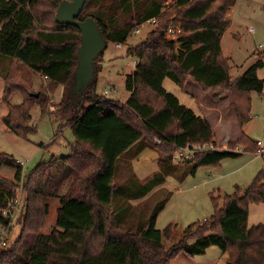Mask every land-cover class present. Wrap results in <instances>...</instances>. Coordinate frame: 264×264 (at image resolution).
Returning a JSON list of instances; mask_svg holds the SVG:
<instances>
[{"label": "trees", "instance_id": "16d2710c", "mask_svg": "<svg viewBox=\"0 0 264 264\" xmlns=\"http://www.w3.org/2000/svg\"><path fill=\"white\" fill-rule=\"evenodd\" d=\"M64 1L73 0H0V57L11 60L3 94L8 114L3 123L22 139L35 133L32 111L38 107L46 115L50 97L47 92H34L20 67L47 78L48 90L67 91L78 69L82 34L56 20ZM237 1L173 0L165 7L166 0H87L79 21L93 19L106 43L95 61L96 80L67 122L75 137L70 154L41 163L23 184L20 236L0 251V264H171L181 255L188 260L202 257L212 247L221 251L216 264H264V225L249 227V206L264 204V169L247 189L236 186L233 195L221 199L212 195V218L190 225L182 240L168 250L162 240L171 238L173 226L163 232L157 229L165 206L138 232L122 225L113 208L115 196L122 191L116 183L117 167L135 147L136 154L146 148L157 152L162 169L188 147H217L209 122L169 93L166 80L181 89L191 82L203 92H229L239 126L250 121L251 94H264V80L258 77L264 61L237 79L230 76L222 40L231 25L225 15ZM152 20L156 24L147 38L126 52L137 60L135 73L126 79L130 98L122 104L99 95L97 82L109 44L126 46L131 35ZM173 22L182 29L177 43L166 39ZM15 94L23 101L13 106ZM66 101L61 105L67 107ZM237 147L244 153L257 151L256 142L242 132L229 150L198 153L182 163L191 166L188 176H195L201 168L242 156L235 153ZM1 168L16 170L14 180L0 177L3 211L16 198L24 168L0 152ZM157 184L145 190L138 186L139 193L147 194ZM53 199L60 200L58 218L52 232L45 234ZM13 223L10 216L0 214V239Z\"/></svg>", "mask_w": 264, "mask_h": 264}, {"label": "rangeland", "instance_id": "374dc122", "mask_svg": "<svg viewBox=\"0 0 264 264\" xmlns=\"http://www.w3.org/2000/svg\"><path fill=\"white\" fill-rule=\"evenodd\" d=\"M167 1L170 2V5L174 3L173 0ZM234 8L235 12L232 22L227 20V15L233 8L225 15V21L231 23V25L222 40V45L224 56L226 58L230 57V60L227 58L229 60L230 76L232 79H237L259 60L264 61V0H238ZM153 28L154 26L152 25H144L141 28V33L131 35L127 45L122 46V48L109 44L104 54L103 68L101 73H99L97 82V93L99 95L122 104L127 102L130 98V93L126 90V79L128 75L135 73L137 60L133 57H127L126 52L128 48L140 45ZM10 64V59L0 57V152L23 163L24 181L17 190L18 198H16L19 200V210L11 229L2 232L0 251L4 249L2 242L7 243L6 249H8L20 236L21 226L18 221L21 214L24 213L25 199L22 187H24L23 184L26 182L27 177L38 165L50 161L52 157L59 158L70 154L69 147L75 142V137L71 129L66 125L73 116V110L76 105H79L78 101L82 102L84 96L81 98L79 91L72 92L76 86L75 78L69 91L63 87H58L55 90L50 88L48 90L49 86L45 78L33 73L27 67L21 66V76L33 83V91L36 93L47 92L50 97L49 112L43 115L40 109L36 107L32 111L35 133L31 134L27 139H22L11 133L3 123V118L8 114V107L3 101V94L6 85L5 78ZM93 69L96 71L95 62ZM258 77L264 80V68L258 71ZM164 88L197 114L205 119L211 118L212 126H215L216 118L214 116H216V113L214 110L217 109L214 108L213 102L221 100L222 104L218 108L221 107L219 110L224 111L227 116L225 124L229 125L227 127L232 133L236 132V127L233 123L238 126V122L234 119L232 111L233 99L229 92L207 93L203 92L200 87L193 89L192 86L181 89L170 80L164 82ZM69 92H71L72 100L66 101L67 107H65L63 104L61 105V102L68 98ZM187 92H192L193 95L189 97ZM203 99H205L204 102L200 104ZM251 99V119L243 127V130L244 128L246 129V133L253 141H264V94L252 93ZM22 101L21 95L15 94L11 98L10 103L15 106L20 105ZM203 104H205L206 108L210 107L213 112L210 113L204 107L202 108L200 105ZM235 142H229L226 147L217 143V148L219 150H229L230 144ZM237 149L242 150V148L237 147L235 151ZM136 150L137 147L132 149L117 167L116 183L120 185L119 191H122L117 192L113 208L116 210L122 225L138 232L161 207L166 206L158 218L157 229L163 232L168 226H173L172 238L164 242L167 248L178 244L190 225L198 222L204 223L205 220L209 221L212 218L215 212L212 195L216 193L233 195L236 186L241 189H247L264 169L263 157L256 156L254 153H244V150H242V156L239 158L225 160L216 167L201 168L195 176H188L191 166L183 163L175 165V161H173L163 169L160 167V171L151 175L146 181L147 184H143L138 182L139 180L132 170V162L135 158ZM151 151L153 150L150 149ZM150 154L145 155L143 158H146V160L150 159L149 163L151 162L150 165H153L155 157ZM15 173V169H0V177L7 180H14ZM159 179L162 182H167L168 187L158 192L154 191V188L151 189L148 199L143 200L135 208L126 206V203H129L130 199L134 197L131 190L137 195L140 187L145 190L146 187L151 186L153 183L157 184ZM217 197L223 198L220 195ZM50 206L51 213L44 229L45 234H50L56 225L60 200H51ZM261 224L264 225V204L250 205L249 227ZM214 249L219 251L217 247Z\"/></svg>", "mask_w": 264, "mask_h": 264}, {"label": "crops", "instance_id": "0c3cea01", "mask_svg": "<svg viewBox=\"0 0 264 264\" xmlns=\"http://www.w3.org/2000/svg\"><path fill=\"white\" fill-rule=\"evenodd\" d=\"M234 12H235V8H233L228 13V15H227V20H229L230 22H232V18H233ZM222 49H223V45H222ZM223 52H224V49H223ZM227 58L230 60V57H227ZM188 86H192L193 89L194 88L195 89L198 88V86H196L194 84H191V82L188 83V85L185 88H187ZM76 91H79L80 92V95H81V98H82V96L84 95V93H85L86 90H85V87H83V85H79V84L76 83L75 89H73L72 92L74 93ZM187 94H188L189 97H191V95H193L192 92H187ZM67 96H68L67 100H72L71 99L72 98L71 92H69V95H67ZM203 96H205V95H203ZM201 98H204V97H201ZM204 100L205 99H203L202 101H200V104H202L204 102ZM80 103L81 102L79 100L78 101V104H80ZM213 104H214V108H217L216 110H214L215 113H216V116H214L216 118L215 126H212L211 121H210L211 118L209 119V117H208V119H206V120L209 122V124L211 125L212 129L214 130V132H215V134H216V136L218 138V143L220 145H222L223 147H226L229 142L237 141L242 132L245 133L249 138H251L246 133V129L244 128V130H243V128H241L239 126V124H238V126L235 125L236 123H233L234 126L236 127V132L235 133H232L231 130H229V127H227L229 125L228 124H225V118L227 117L225 115V112L222 111V110H219L221 107L218 108L222 104L221 103V100L219 102H213ZM203 105H200V106L202 108L204 107L205 109H207L206 111H208L210 113L213 112L210 107H207L206 108L205 107V104H203ZM77 106L78 105H76L75 108H77ZM232 111L234 113V119L237 121L236 116H235V110H234L233 104H232ZM219 113H220V119H219ZM136 151H135V154H136ZM135 154H134L135 158H134V160L132 162V170H133L134 174L136 175V177L138 178V180H139L138 182H142L143 184H147L146 183L147 179L150 178L151 175H153L155 173H158L160 171L159 155L156 152H153V151L150 152V149H148V148L142 150L139 154H136V155ZM147 154H150V155H152V156L155 157V159L152 158V159L155 160V162H154L153 165H150V163H151V162L149 163L150 159H147L146 160V158H143ZM125 156L122 157V159H124ZM143 159H144V162H143ZM164 183L165 182H162V181L160 183H158L157 186L154 187V191L158 192V191H162V189H164V188H167L168 187L167 182L165 184ZM142 193L140 192L138 194L140 196H134L131 199L129 198L130 199V202L129 203H126L127 204L126 206L127 207L129 206V207H134L135 208L136 206L140 205L143 200L148 199L149 193L144 194V195H141ZM216 194H215L216 197L219 196V195L220 196H225L226 195V194L225 195H221L220 193H218L217 195ZM164 210H165V208H164ZM163 211L161 213H163ZM160 215L158 216V218L160 217ZM205 221H207V220H205ZM157 222H158V220H157ZM172 236H173V233H172ZM172 236H171V238H172ZM170 239L163 238V240H162L163 246L167 250L170 249L171 247L170 248L165 247V243L164 242H165V240H170ZM214 248L215 247L210 248L207 251L206 255H204L202 257H198V258H196L194 260H188L185 256L181 255L176 260H174L171 264H216L217 261H218V259H219V257H220V255H221V251L219 249H218L219 251H215Z\"/></svg>", "mask_w": 264, "mask_h": 264}, {"label": "water", "instance_id": "95a60500", "mask_svg": "<svg viewBox=\"0 0 264 264\" xmlns=\"http://www.w3.org/2000/svg\"><path fill=\"white\" fill-rule=\"evenodd\" d=\"M86 3L87 0L64 1L59 6L56 20L60 25L78 28L82 34V45L78 52V69L74 78L76 83L83 85L87 91L96 80L93 64L99 54L105 50L106 43L93 19H86L83 22L79 21ZM32 96L39 97L38 94H32Z\"/></svg>", "mask_w": 264, "mask_h": 264}, {"label": "built area", "instance_id": "2783aa9c", "mask_svg": "<svg viewBox=\"0 0 264 264\" xmlns=\"http://www.w3.org/2000/svg\"><path fill=\"white\" fill-rule=\"evenodd\" d=\"M169 5H170V2L167 1L165 3V7H167ZM146 24L155 26L156 20L149 21ZM143 26H141L136 31L135 34H140L141 33V28ZM181 32H182L181 25L178 24V23H174L173 22L172 25L170 26L168 32H167L166 39H168L169 41H175L177 43V40H178ZM117 47L118 48H122L121 45H117ZM260 48H263V47H260ZM46 80H47V78H46ZM256 145H257V151H256L255 155L256 156H261V157L264 158V141H256ZM216 150H219V149L217 147H215L214 145H212V144L211 145H203V146H200V145L191 146V147H188V148H186L184 150H181L173 161H175V165H179L184 160H191L198 153L209 152V151L211 152V151H216ZM235 153L242 154L243 151L240 150V149H237L235 151ZM18 163H20V162L18 161ZM20 164L23 165V163H20ZM16 197L18 198L17 195H16ZM17 198H15L10 203L9 207L6 210L0 211V214L3 215V216H10L14 220V218H15L18 210H19V200ZM1 244H2L3 248L7 247V243L6 242H2Z\"/></svg>", "mask_w": 264, "mask_h": 264}]
</instances>
